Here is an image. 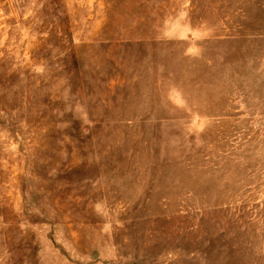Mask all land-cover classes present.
<instances>
[{
    "label": "rangeland",
    "instance_id": "rangeland-1",
    "mask_svg": "<svg viewBox=\"0 0 264 264\" xmlns=\"http://www.w3.org/2000/svg\"><path fill=\"white\" fill-rule=\"evenodd\" d=\"M0 264H264V0H0Z\"/></svg>",
    "mask_w": 264,
    "mask_h": 264
}]
</instances>
